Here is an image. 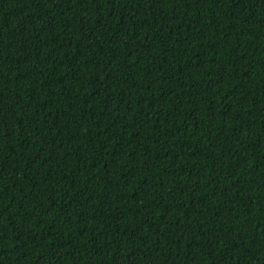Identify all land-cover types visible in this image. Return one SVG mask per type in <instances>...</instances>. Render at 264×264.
<instances>
[{"label":"trees","instance_id":"trees-1","mask_svg":"<svg viewBox=\"0 0 264 264\" xmlns=\"http://www.w3.org/2000/svg\"><path fill=\"white\" fill-rule=\"evenodd\" d=\"M0 264H264V0H0Z\"/></svg>","mask_w":264,"mask_h":264}]
</instances>
